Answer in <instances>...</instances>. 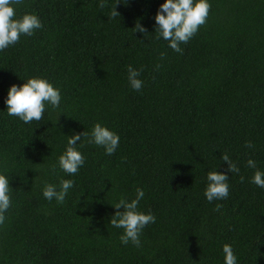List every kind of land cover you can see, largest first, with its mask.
<instances>
[{
	"label": "trees",
	"instance_id": "obj_1",
	"mask_svg": "<svg viewBox=\"0 0 264 264\" xmlns=\"http://www.w3.org/2000/svg\"><path fill=\"white\" fill-rule=\"evenodd\" d=\"M100 2L14 6L43 27L0 51V174L12 188L0 264H224V244L237 264H264V188L251 182L264 172V0H209L207 21L182 54L157 39L154 17L165 0H121L115 18L117 0ZM138 22L146 33L134 32ZM129 65L140 71V91ZM32 77L59 88L61 102L26 124L5 101L11 85ZM96 123L119 135L116 151L81 137L85 163L65 173L59 157L68 137ZM223 153L239 173L226 171ZM215 169L229 176V195L209 202ZM62 179L74 181L64 203L46 199L45 185L59 191ZM137 188L139 210L156 217L139 247L122 244L124 229L110 224L112 205L130 202Z\"/></svg>",
	"mask_w": 264,
	"mask_h": 264
},
{
	"label": "clouds",
	"instance_id": "obj_2",
	"mask_svg": "<svg viewBox=\"0 0 264 264\" xmlns=\"http://www.w3.org/2000/svg\"><path fill=\"white\" fill-rule=\"evenodd\" d=\"M22 3L23 0H0V51L17 44L22 35L32 36L35 30L43 27L35 13H25L21 17H17L14 6ZM120 3L121 0H117L113 6L112 18L120 17V13L116 11V5ZM124 3H127V0H124ZM106 6L105 0H101L99 7L104 8ZM210 9L209 0H165L159 6L154 17L155 31L158 32L157 39L162 37L169 42V47L173 51L182 54L183 49L180 45L187 44L199 28L206 23ZM134 29V32H147V29L139 22ZM163 55L162 53L161 57ZM156 67L158 69L160 65H156ZM139 75L140 71L134 69L131 65L128 66V80L131 87L136 91H140L143 86V81L137 78ZM60 102V89L54 87L47 79L42 77L29 78L20 86L11 85L5 101L8 115L18 117L26 124L34 120H42L46 106L51 105L53 109H56L59 108ZM59 116L55 121L56 124ZM81 137L86 139L88 143H95L104 147L107 155H112L120 142L117 133L100 123L93 126L90 134L84 131L68 137L66 151L59 157V166L69 175L77 174L85 163L84 155L77 148V141L81 142ZM79 146L82 148L84 144L80 143ZM246 147H252L251 143L246 142ZM221 159L228 165L227 172L239 173V168L232 162L227 153H223ZM247 166L255 169L256 163L254 160L249 159ZM5 171L7 170L5 169ZM228 180L229 176L225 173L218 172L216 169L209 171L207 174L208 184L204 192L206 199L209 202L226 199L229 195ZM240 180L243 182L244 177L241 176ZM9 181V177L0 174V225L5 221L4 213L11 206L12 188ZM251 182L264 188V172L257 169ZM73 186L74 181L71 179H62L59 191H57L55 185L46 184L43 189V196L49 201L55 198L58 203L63 204L69 189ZM143 198V189L137 188L136 196L130 202L122 197L112 205L117 211L111 217L110 224L115 228L124 229L123 235L120 236L122 244L126 245L131 241L133 245L139 247L142 230L148 224L156 221V217L150 211L144 213L139 210L138 205ZM221 207L222 205L217 204L216 210ZM120 209H123V211ZM223 253L224 264H237V257L230 244L223 245Z\"/></svg>",
	"mask_w": 264,
	"mask_h": 264
}]
</instances>
